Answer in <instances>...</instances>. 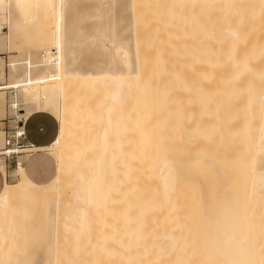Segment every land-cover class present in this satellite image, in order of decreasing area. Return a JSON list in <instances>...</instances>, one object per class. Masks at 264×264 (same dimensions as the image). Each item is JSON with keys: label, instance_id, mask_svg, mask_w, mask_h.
Here are the masks:
<instances>
[{"label": "bare ground", "instance_id": "1", "mask_svg": "<svg viewBox=\"0 0 264 264\" xmlns=\"http://www.w3.org/2000/svg\"><path fill=\"white\" fill-rule=\"evenodd\" d=\"M14 1H15V3L16 2L20 3L19 1H22V0H14ZM23 1H25V0H23ZM44 1H46L45 4L51 3V2L53 3V0H43V2ZM55 1H57L58 5L60 7V8H58V5H57V9H59V13H58V11H56L58 14L55 15L57 17V19L55 18L57 21V25L56 24L55 25L58 27V29H57V27H55L56 29L54 27H52L51 25H53V24H51V25L48 24V26L51 27V30L55 29V30H57V31L54 30L55 32L58 33V31H59L60 32L59 34L63 35L62 28H61L62 27V21L64 19L62 7L65 5V1L64 0H55ZM81 1L82 2L84 1L86 3L85 0H80V2ZM115 1L117 3V5L114 4L115 7L121 5V9L119 10V11H121V14H117V15H119L118 21H120V20H121V22L124 20L127 21V22H125V24L119 23V24H123L120 28V31L122 32L123 36L126 35V37H127V39L124 43L122 41V47H121L122 51L119 52L120 55H118V53H117V55H118L117 60L119 63V69H121V71H122L120 76L119 75L110 76L108 80H107V78H106V80L94 79L93 81H90V82L86 81L83 78L79 79V77H77L76 80L73 79L75 81L71 82V80H70L71 76L69 77L67 72L63 71V69L66 66H64L61 62V55H60L61 51H59L58 52L59 54L57 53L58 58L56 57V59L54 61L53 60H47L45 63L46 67H51V66L54 67L55 66L54 67L55 72H56L55 75L44 77V78H39V79H34V80H27L21 84H19V83L14 84L16 86L12 85L14 87H20V86H24V85L25 86L26 85H29V86L35 85L36 87H38L37 88L38 91H40L41 88L39 89V87H42L41 85L44 84L43 86H45L44 88L47 89L46 91L48 93H54V92L59 93L60 91H62L64 96H65V94H67V95L69 94L68 90L72 86V83H73L72 92H74L75 90L76 91L72 94L75 95V97L73 96V98H74V100L76 98L77 103L75 106L76 108H74V110L73 109H71V110L73 113L75 111V113L74 114L72 113L73 116L71 117V115H70L71 111L69 108L70 106H68L71 98L70 99H69V97L64 98L62 95L64 100L62 98L61 119H60V121H58V122H60V133L58 134V136H59L58 139L54 143H52V145L49 147L50 149H49L48 153L56 155L57 159L60 158L59 159L60 166H58L59 168L57 169L58 174H60V176H61V168H63L64 165H70V167L73 169V172H76V175H81L82 170H84L83 171L85 173L84 175L89 174L94 179V181H98V184L99 185L101 184V192L103 194L104 202L108 206L111 203V201H113L116 198V196L120 193V191H121L120 195L122 194L121 195L122 196L121 197V201H122V215L121 216H122V218L120 221L121 222L120 229L117 230L115 228L114 232L112 233V237L108 236V238L105 239V242H103L104 243L103 247L101 248V250H99L98 246L95 244V242H97L96 237H97L98 231L96 228H94V229L91 228L92 229L90 231L91 233L90 234L88 233L86 238H82L78 241V245L76 246L75 253L73 254V256H70L69 258H67V260L63 264H264V245H263L264 241L262 239V237H264V235L262 234V232H263L262 230H264V229H262V228H264V227H261V225L262 226L264 225L263 224L264 220L261 221L260 220L261 217L259 216L260 212L264 213V212H262L264 210V208L258 209V211L262 210L259 212V214L256 211L257 210L256 208L260 207L259 206L260 204H258V203H261L264 205L263 199H262V202L260 201L262 197L261 198L258 197V198H260L259 200L255 199L258 207L255 205V202H253L254 206L256 207L254 209H256L255 211L257 212L258 217L260 219L256 218V216L254 218L256 219L257 223H260L257 225H259L261 227V228L260 227L257 228L258 227L257 226L255 229H258V230L262 229L260 232H257V230H254L253 228L249 229L251 226L252 227L256 226V225H254V224H256V222L253 223L255 221L254 219H253L254 221L251 220L252 224L250 226L251 222H249V221L252 218V215L250 213L247 216H246V214L244 215L245 219L240 217L243 221L246 219L248 220L247 222H249L248 223L250 226L249 228L247 227V225H248L247 222H246V224H247L246 226L244 224H241V226H243V229H244V227L247 228V229H244L247 231L242 232V230H241L242 227L240 226V223H243V221L241 222V219H239L240 222H238L239 224L236 222L237 223L236 226L238 225L239 227H241L240 230L237 227H236L237 229H234L235 226L231 225V226H234L233 230L230 231V229H229V231L227 230L226 232H224L223 227L228 226V224H227L228 220L230 221V219L234 218L232 216V214L234 212H232L230 210H233L235 208V205H234L235 203L233 202V204L229 205L228 203L233 201V199L232 200L229 199L231 201L227 200V202H226L227 204L224 203V201L222 204H220V201H219V199H220L219 193L220 192H218V190L221 189V187H220L222 185L221 182L224 181L225 178H228L229 176L230 177L236 176L235 174H232V173L237 171V168L233 172H232V170H231V172L228 171L229 173L232 174V176H231V174H229V176H228V173L225 170V168L221 169V166L220 167L218 166L222 170L221 171L219 169L220 172L223 173V175L226 174L225 178L222 177L221 178L222 181H220V177L216 176V174H214V172L210 169L211 167H209L208 165L206 166L204 163V160H205L204 156L205 155H203V154L204 153L206 154V152H207V156H208L211 150H213L212 151V153H213L214 152L213 147H212V149L209 147L210 148V149H208L209 151L206 150V152L204 151L205 147L202 148L201 146H200V148H202V149L198 148V150H197V148H194L192 146L195 149V151H193V152H191L190 150H187L186 148H185V150L182 149V150H184L183 152L186 153L185 154L186 157L182 153H180V151H182L181 149L179 151L178 149L175 148L176 151H174V150L170 151V148H171L170 139L173 141L174 138H177V139H175L177 141L179 139V142L183 141V145L184 144L186 145L188 143H190L189 145H192L191 142H193V145H194V143H196V146L198 145L197 141L200 140L201 137L203 138V133H204L203 128H204V126H206L205 124L203 126V123H201L202 121H200V120H203V122L204 121L206 122V120L203 119L204 115H201V113H202L201 111H203V110H206L207 112H208V110L210 111V109H209L210 106L207 104H210L209 101L211 102L210 99L213 100V97H215L216 92L221 91V93H217V94L222 96L221 98L225 99V101L231 100L230 98L232 96L235 97L237 102H238V106H240L239 101L242 99H239V96L242 94L239 93L240 95H238V92H239L238 90L244 89L240 86H242L243 84H246V83L247 84L249 83V85L253 84L252 86H254V84L256 83V81L254 80V74L255 73H253L251 70H249L248 67L251 66L252 60L254 59L253 54L255 56L257 54V56H258L261 51H264V38H263L264 33H262V32H264V30H263L264 29V22L261 26H257V27H260L259 29H261L263 27V29L260 31L261 32L260 35H262V36H260V39L261 38L262 39L261 40L259 39L258 43H256L254 41L256 45H254V42H253V45H252V43L250 44V42L247 40H248V37H250L248 35L249 34L251 35L252 31H256V30H252L254 23L252 21L253 17L251 16L252 13L250 15V11L252 9L255 10L256 8H258L260 10V13L262 14L260 17L261 19L260 18L259 19H260V21H264V18H263L264 17V0H250L249 2H248V0H239L238 2L235 1L237 3V5L239 4L240 6L238 5L239 6L237 9L238 13H235V12H232V14L229 13L230 15H228L227 20L232 19V21L229 20L228 24H225L226 22L221 23V22H223V21H221L219 23V26H218V23L215 24L216 26L213 24L215 27L223 26L225 32H224V36H222L223 35L222 28L223 27L222 28L220 27L218 29H220L219 32L222 31L221 32L222 34H219V32L213 31V32H210L211 35H213L212 33H214V34L216 33V35H214V36H216V37L218 36V38H219V36H221L220 39H223L226 35H228V37L226 36V38H229V39L230 38L233 39L234 37H237V39L232 40V42H231V40L229 41L230 43H228V46H230V44H231V48H229L230 50H228V51H231V52L227 53V54H225V52L221 53V52H223V49L226 48V46L224 47V45L221 44L219 41L217 43H219L220 45L219 44L216 45V43L213 42L214 40L212 41V39H211L212 37H209L210 39L207 38L208 36H211L208 33L209 31H206V33H208V36H206V34L204 33L205 32L204 30H206L207 27L211 28L210 27L211 25L206 26L205 23H202V24H204L203 27L205 28V26H206V28L203 29V31L201 30V32H203V33L199 34V33H197L198 31L200 32V30L197 29V28H199V26H196L197 21L193 25V22H195V21L189 22L188 21L189 17L187 18V21H186V19H185L186 16H182L183 17L182 18V17H180L181 15H179L177 13V12H181V10L184 11V9H186L185 6L189 2L188 0H114V2H113V0H111V1L110 0L109 1L108 0H90V2L88 3V1H87V3L91 7V10H93V12L95 14H97L98 11L95 12V10L97 8L98 9L100 7L102 8V6L105 7L104 6L105 3L108 4L110 2H111L110 5L113 6L112 3H115ZM66 2H67V0H66ZM233 2L234 1H232V4L234 6V4H236V3L235 2L233 3ZM213 3H215L214 5H216L217 2H214V0H213ZM242 3H244V4L241 6ZM247 3L249 4V7H248ZM5 4L6 3L4 2V0H0V9L1 10L2 9L4 10ZM47 5L49 8L50 5L49 4H47ZM61 5H63V6L61 7ZM217 5H219V2L217 3ZM245 5L247 6L246 9H245ZM254 6H255V8H254ZM155 7L157 9H155ZM219 7H220V5H219ZM231 7H232V5H231ZM235 7H237V6L235 5ZM250 7H251V9H250ZM107 8H108V6H107ZM47 9H46V13H47L46 16L50 17L49 12L51 14V11H49L50 9L49 10H47ZM112 9H114V8L112 7ZM187 9L185 11H187ZM156 10H158L159 14H156V13L154 14V12H156ZM47 11H49V12H47ZM100 11H101V9H100ZM100 11L98 12L99 13L98 15H100ZM112 11H114V10H112ZM246 11H248V12L245 13ZM255 11H257V10H255ZM216 12H217V10H215V15H213V14L212 15L216 16V20H219L221 17L220 16L221 14L219 12V15H218V13H216ZM228 12H231V11H228ZM113 13L114 12H109V9H108L107 12H104V14L102 16H100L101 18L97 15L96 19H100L101 21L104 20V23H106L105 25L108 26V24H110L109 27L111 28V23L113 22V19L115 18L113 16ZM211 13H212V11H211ZM233 14H234V16L232 17L231 15H233ZM217 15H218V17H217ZM213 16L208 17V18H210V20L208 19L209 20L208 23H210L211 17L213 18ZM259 16H260V14H259ZM254 18H255V16H254ZM47 19H48L47 21H49V18H47ZM201 19H202V16H201ZM50 20H51V18H50ZM110 20H111V23L107 24V21H110ZM53 21H55V20H53ZM203 22H205V19ZM104 23L103 24L101 23V24L104 25ZM198 23L200 24V22H198ZM250 23L253 25H251ZM223 24H225V25H223ZM105 25H104V27L106 28ZM113 25L114 26L117 25L116 21H114ZM191 26H193V27L191 28ZM50 27H47V28L49 29ZM194 27H195V29H194ZM47 28H46V32H48ZM259 29H257V30L259 31ZM107 30H109V29H107V28L104 29V32H107ZM193 30H195V31H193ZM207 30H209V29H207ZM54 31H53V33H55ZM111 31H114V27H113V29L111 28L110 33L111 34L115 33L116 27H115V32H111ZM120 31H119V34H120ZM215 31H217V29ZM46 32H45V34H46ZM61 32H62V34H61ZM108 33H109V31L107 32V34ZM48 34H49V32L47 33V35ZM51 34L52 33H50V35ZM116 34L118 36V33H116ZM116 34H112L113 35V36L111 35L112 38L114 36L117 37ZM197 34H198V36H197ZM47 35H45V37H49ZM60 35H59V37H57V38H59V40L61 37H63V36L60 37ZM105 35H106V33H105ZM108 35L110 36V34H108ZM203 35H204V37H203ZM123 36H122V39H123ZM109 38L111 40V37H109ZM190 38H192V40H195V39L196 40L192 43V40ZM206 38L209 39L210 41H208ZM252 38H254V36ZM49 40L50 41L52 40L51 37ZM189 40L191 41L190 44H189ZM236 40H238V43L236 42ZM60 41H62V40H60ZM114 41H116V38ZM199 41H200V44H199ZM201 41H203V43H201ZM204 41H206L207 43L211 42V41L213 42V48H212L213 50L212 49L210 50V47H212V45L210 43H209L210 45L208 44L209 45V47H208L209 50L207 52L208 54L207 53L205 54V48H203L204 52L202 51V46L203 45L206 46V42H204ZM195 42H196V44H194ZM223 42H224V40H223ZM235 42L237 44L234 46L233 44H235ZM57 43H60V42L57 41ZM214 44L216 45V51H215V47H214L215 45ZM60 45H61V43H60ZM192 45H194L193 48L191 47ZM195 45H197V48L195 47ZM200 46H201V48H200ZM217 46H219V47H217ZM56 47H58V46L56 45ZM59 47H61V46H59ZM198 48H199V50H198ZM208 48H206V49H208ZM60 49L61 48H59L58 50H60ZM192 49L195 52H193ZM220 49H221V51H220ZM200 50H201V52H200ZM117 51L118 50L114 51L115 54ZM255 51L257 52L256 54L253 53ZM202 52L204 54H202ZM220 53L224 54V55H220ZM49 54H50V52H49ZM193 54H194V56H193ZM261 54H262V52H261ZM254 61L256 62L255 59H254ZM262 62L264 63V59ZM256 63H258V62H256ZM262 64H259L258 66H256L257 64H255V67H258L257 72L259 71V69L260 70L262 69V66H261ZM259 66H261V67H259ZM262 72H264V71H262ZM258 73H260V72H258ZM258 73H256V74L258 75ZM108 75H113V74L110 73ZM246 76H247V78H245ZM260 76H261L260 79H262V76H264V74L262 73V75H260ZM244 79H249V80H244ZM258 79H259V77H258ZM263 81H264V79H263ZM74 84H75V86H74ZM214 85H216V86H214ZM85 86H88V87L86 88ZM258 87H259V85H258ZM258 87L256 86L254 91H256V89H258V91H256V92L262 93V91H264V88L262 89V86L260 88H258ZM9 88L14 89L13 87H6L5 86V87H0V91L5 90V89H9ZM74 88H75V90H74ZM259 89H261V91H259ZM199 90H204V91H199ZM210 90H213V91H210ZM246 90L249 91V88H247ZM251 90H253V89H251ZM163 91H166V92L168 91L169 93L164 94L166 92L162 93ZM183 91H188V92L191 91V93L195 91V93H196L195 97H198V94L201 93V95L203 94V99L205 98L206 94H208L209 96L208 95L206 96V98L208 97L206 100H208L210 97L211 98L209 99L208 102L205 100V105H204L205 109L202 110V108H201L200 109L201 111L198 110V106L201 107L202 101H200V98H199V101L196 98V100L198 102H200V104L197 106V110L195 109L194 113L199 112V114L198 113L193 114V113H191L192 108L193 107L196 108L195 107L196 105L193 107H189V108H191V110L189 109L190 112H187L188 111L187 108H186L187 111L185 110V105H184V107H183V105H181V101L179 99L181 97H178V96H180V95L183 96L184 100L186 102L183 100V98H181L183 101L182 104H184V102L186 104L189 100L187 101V99H185V98H189V96L191 94V93L184 94ZM197 91L199 93H197ZM214 91H216V92H214ZM159 92H161V94ZM181 92H183V94H181ZM235 92H237V94ZM256 92H255V95H254L253 91H251L250 94L253 93L252 95L255 98H260L261 96L258 97V94ZM195 93H193V95H195ZM213 93H215V94H213ZM39 94H40V92H39ZM176 94H178L176 98L179 101L175 99L176 100L175 102H177V104L180 102V104H179V106L181 105L180 111L173 108V106H176V104L173 105L171 108L170 102H169V107L171 109H174V110H170V108H168V107H166L165 109L160 108L163 106H159L160 109H158V108L156 110L153 109L155 112L153 110H150V108L152 109V106H150V105L156 104V106H157L158 104L161 103L159 100L164 98V96H165L164 99H166L168 101V99L170 100L173 97L167 98L166 96H168V95L172 96L173 95L175 97ZM217 94H216V96H217ZM201 95H199V96H201ZM236 95L238 96L239 101H238ZM263 95H264V92H263ZM253 96H252V98H253ZM70 97H72V95ZM262 97L263 98H261V100L264 99V96H262ZM140 98H143V99L146 98L147 100L149 99L148 101H146L148 104L150 103L149 101H151L150 99H153L151 102L152 104L149 105V108L147 106L148 104L146 105V102H145L146 99L144 101L140 100L141 102H138L139 101L138 99H140ZM216 98H218V96ZM235 98H233V102L230 101L231 105H232V103L234 104V102H235V105L237 104ZM255 98H254L253 104L258 103L260 100V99L259 100L256 99V102H255ZM67 99H69V100L67 101ZM164 99L160 105L164 104L165 106H168L165 103L167 101H164ZM190 99H195V98H190ZM74 100H71V102H73ZM215 100L217 101V99H215ZM171 101L173 102V100H171ZM192 101H194V100H192ZM197 101H195V103H198ZM218 101H220V99ZM222 101H223L222 104H224V106L227 105V104H225L227 102H224V100H222ZM79 102L82 104H80ZM203 102H204V100H203ZM206 102H207V104H206ZM214 103L216 104V106L220 104V103L218 104V102L217 103L212 102L213 106L211 107V111L214 108H216V106H214ZM172 104H174V103H172ZM259 104L262 105V102H260ZM259 104H257V105H258L259 109H261ZM74 105H75V102H74ZM187 105H186V107H187ZM190 105H188V106H190ZM255 105H253V107ZM257 105L255 108L250 107L253 109V110H251V112L252 111L254 112V110H255V114H256V111L258 113ZM146 106H147V108H145ZM156 106H155V108H156ZM204 106L202 105L203 108H204ZM233 106H229L228 108L225 106L224 109L231 110L233 108ZM238 106H236V109L234 106L235 111H230V113L234 112V113H232V115L234 114L233 119L235 120V122H233V123L237 122L236 121L237 118H235L234 116L236 115L235 112L238 111L237 110L239 108ZM49 107L51 108V106H49ZM134 107H135V109H134ZM50 108H49V111H50ZM177 108H179V107H177ZM145 109H147V110H145ZM148 109L152 112H150ZM226 110H224V111H226ZM44 111H47V110L44 109ZM49 111H47V112H49ZM181 111H182V113H181ZM217 111H218V113L220 112L219 110H217ZM183 112L188 113V114L191 113V115L188 116L186 114L187 116H185V113L183 114ZM203 113H205V112L203 111ZM118 114L120 117L121 116L122 117L119 118ZM207 114H209V113H207ZM222 114H223V112H222ZM222 114H219V115H222ZM225 114H227V112ZM238 114L239 113H237V115ZM199 115H201L202 117ZM258 115H259V113H258ZM253 116L255 117V115H252L251 119H249V121L252 120L251 122H254ZM58 117H60V116H58ZM132 117H133V120H134V118H135V120L138 119L137 122L139 124L136 123L135 120L133 121ZM216 117H217L216 121H218V116H216ZM236 117L239 118V115ZM118 118L120 120L122 119V122H121L122 125L120 123V120L117 121ZM205 118H207V116ZM222 118H223V116H222ZM224 118L227 119V117H225V115H224ZM255 118L257 119L258 116ZM105 119H106V122H105ZM212 119L213 118H211L210 121L215 123L216 121H212ZM233 119H231V123H232ZM150 120L152 122V125L148 122ZM198 120H199V123H197V125L195 126V123L198 122ZM219 121H222V120L219 119ZM129 122H131L133 124L135 123L136 125L137 124L138 125L134 126L133 124H131ZM146 122L149 123V126H143V123L145 124ZM207 123H208V119H207ZM227 123H230V121H227ZM227 123L226 124L224 123V124L226 125L227 130H229L228 131L230 134V136H228V138H229V137H231V135H233L234 131L237 130L238 122H237V126L234 128L236 130H234V131L232 130L233 131L232 134L230 133V131H231L230 129L232 127H231V125H229L231 128L228 129L229 126H227L228 125ZM130 124H131V126H130ZM216 124H218V123H216ZM252 124H248V125H252ZM117 125H119V127H118V129L120 128L119 130L117 129ZM213 125H214L213 127L215 129L216 125L215 124H213ZM223 125H221V126H223ZM217 126H218L217 127L218 132H219V127H221V126H219V124ZM206 127L208 128V125ZM248 127H250V126H248ZM223 128L224 127H222V129ZM222 129L220 131L221 132L223 131L224 133H221L223 136L222 135H220V136L222 137L221 142H224L223 139H225V138H223V137L225 136L224 134H226L227 132H226L225 128H224L225 131ZM120 130H121V132H120ZM250 130H251V134H252L253 131L251 128H250ZM240 131L241 130L238 129L236 132L241 133L242 131L241 132ZM208 132H209V130H208ZM206 134H204V135H206ZM219 134H220V132H219ZM242 134H244V132L241 133V136L243 137V138L241 137V141L244 142L242 139H245V138H244V135H242ZM76 135H80L79 138H77V139H79V141L75 140L74 136H76ZM238 135L240 136V134H237V137H238ZM117 136L120 137V138L118 137L119 140L116 139ZM218 136H216L217 139H219ZM252 136H253V134H252ZM76 137H78V136H76ZM232 137L234 138L235 136H232ZM212 138H214V137H212ZM228 138H227V140H228ZM236 138L232 139V140L234 141V140H236ZM204 139H205V137H204ZM204 139L201 140L203 143L210 141V140L203 141ZM116 140H117V142H116ZM228 141H226V139H225V142H227V144H228ZM239 141L237 140L236 144H238ZM215 142L216 143L214 144V146L217 145L216 139H215ZM116 143H118V145H116ZM205 143L203 145H205ZM213 143L214 142H212V144ZM233 143H234V145H236L235 142H233ZM233 143H230V144L232 145ZM183 145L181 143V146H183ZM218 145H219V143H218ZM220 145H221V143H220ZM239 145H240V143H239ZM116 146H118V151H117ZM175 146L176 145L174 144V147ZM181 146H178V147L181 148ZM184 146H183V148H184ZM208 146H211V145L208 144ZM227 146H224V147H227ZM230 146H229V148H230ZM241 146H243V145H241ZM186 147H187V145H186ZM189 147H191V146H189ZM173 148H171V149H173ZM236 148L238 149L240 147H236ZM243 148L241 147L237 151V154H240V153L243 154V152L246 151V148H244L245 149L244 151H243ZM226 149H222V150H226ZM233 150H231V151L233 152ZM240 150H241V152H240ZM173 151L175 152V154L177 151L181 154V155L176 154L178 157L181 156V158H179L181 160H183L182 157L183 158L185 157L187 159L188 158L187 156L192 155V154L188 155L187 152L188 153H194L195 152L194 154L196 155L197 151H201V152H198V154L200 155V153H202V156L204 157V158H202L201 156L200 157L196 156L194 159L195 155L193 154L192 163L190 161L192 159V156H191V159L189 160V162L185 158L182 161L183 163L181 162V160H178L179 161L178 164H180V162H181L182 167H183V164H185L186 162L190 163L185 168L183 167L182 174L186 175V179H187V181L188 180L190 181L189 182L190 184H194V185L197 184L196 186H198V188L200 189L199 191H201L200 194H201L202 198H200L201 199L200 200V203H201L200 206L201 205L202 206H201V209H200V207L199 208L197 207L198 208L197 211H199V209H200V211L202 212V215H201V213H198V214L194 213V212H196L197 208L195 209V211H193L194 214H196V215L200 214V216L202 217L201 219H199L200 222L197 221L199 224L204 222V220H206L205 222H208L207 224L204 222L206 224V227H205V225H203L204 223H202V227H200V229L204 228V230L202 229L203 232L201 230V233H200V231H199V233L194 232L196 228L195 229L193 228L194 231L191 229L190 226H192L194 223L193 219H191V220L188 219V221L190 220V222L191 221L193 222V223H191V225L189 223H188L189 225H187V224L185 225V223L182 220V216L184 214L185 215L183 216V218L185 216H187L186 215L187 212L184 214H182V212H181V210L186 209V208H184L186 206V204L184 202H181V201H184L182 194H181V196H182L181 201H180L181 197L178 194V193H180L178 191V189L179 190L181 189V188H178V187H180V185H179L180 180H178L179 182L178 181L176 182L175 180L177 179L176 177L179 175L177 172H178L180 167L177 169V171L174 170V168L176 167V165L174 166V164H175L174 158H176L175 159L176 162H177L178 158L175 155L173 158V154H174ZM235 151H236V149H235ZM117 152H118L119 156L121 157V159L119 158L121 160L120 183H118L116 181L115 185L112 186V184H111L112 183V177H111V170L109 167V163H110V159L114 155H116ZM234 154H236V152ZM247 154H248V152H247ZM238 156L239 155H237L236 157H238ZM242 156H244V155H242ZM242 156H241V159L239 156L240 161L242 160L241 162H239V164H241V165H243V163H244ZM221 157H222V155H221ZM236 157L234 156L233 158H236ZM218 158H220V157H218ZM218 158H216V159H218ZM223 158H225V157H223ZM245 158H246V156H245ZM225 160H227V158ZM236 160H237V158H236ZM54 161H56V160H54ZM184 161H185V163H184ZM220 161H219V163H220ZM232 162H233V160H232ZM41 163H43V161L41 159H35L32 161L31 164L34 166H37ZM228 165H230V164L228 163ZM241 167L242 166H240V169L244 170V168H241ZM17 168H19V170L21 169L20 166H18ZM172 168H173V171H171ZM227 169H230V168L228 167ZM219 170L217 171V169H216L215 171H217L219 173ZM171 172L175 173V175L176 174H178V175L176 177H174V175ZM242 173L243 172H241V174L238 176L239 178H237V181L242 180V181H240V184L243 182V179L245 176L244 175L245 172L243 174ZM241 175H242V178L240 179ZM60 176L58 175L57 179H59ZM80 177H83V175ZM234 178H233V180H234ZM172 179H174L173 180L174 183L172 182ZM226 180H225V184H226ZM244 180H246V179H244ZM227 181H230V179ZM175 182L179 185L177 187V189L175 186H172L173 184L177 186V184H175ZM235 183H233V184L237 186L238 183L237 184H235ZM225 184H223V187H224L223 192H226L227 190H229L228 188L232 187V185L229 187L230 182L227 183V184H229L228 186ZM22 185H23V179H21V182L12 186L11 189H9L8 185H6V183H5L3 168L0 167V194L4 198L8 199L10 196H12V195L18 193L19 191L23 190ZM225 186L228 187L227 190H226ZM238 186H237V188H238ZM244 186H246V185L244 184ZM173 187H174V189H173ZM238 189H242V188L239 187ZM238 189H237V192H238ZM246 189L247 188H245L244 190H246ZM249 189H250V186H249L248 190ZM173 190L177 191L176 194H178L180 198L175 194V192ZM182 190L183 189H181V191ZM239 192L237 194H239ZM234 194H235V192H234ZM234 194H232L233 196H230V197H234ZM245 194H246V196H249L248 191H247V193L245 192ZM229 195H230V193H229ZM225 197H226V194H225ZM235 197L236 198H234L235 199L234 201L237 202L236 199H238L240 196H238V198H237V196L235 194ZM243 197H244V195H243ZM226 198H229V196ZM226 198H224V199H226ZM245 198H247V197H245ZM241 199H239L240 202L243 201ZM3 200H5V199H3ZM245 202L247 203V199H245ZM183 203L185 206L183 205ZM241 204L243 205L245 203H241ZM182 205L184 206L183 207L184 209L182 208ZM222 205H223V207H222ZM242 205L237 203L236 207L238 206V208H239V207H242ZM263 205L261 207H263ZM231 206L232 207L234 206V208H232ZM226 207H228V208H226ZM230 207L232 209H230ZM246 207L244 205V207H242V208L246 209ZM226 209L227 210L229 209L228 211L231 212L229 214L230 217H229V215H227L230 218V219L228 218V220H227V216H225V214H227L229 212L226 211ZM240 209L241 208H239V210ZM249 209H250V207H249ZM186 210H188V209H186ZM239 210H238V212H239ZM224 211H225V213H224ZM242 211H244V210L242 209ZM241 212H240V215L244 214ZM251 213L254 214L255 212H251ZM83 214H85V213H83ZM233 215L236 216L237 214L235 213ZM239 216H236L233 220L236 219V221H237ZM248 216H251V217L249 218ZM85 217H86L85 215H82V217H81L82 223H83V220L85 219ZM110 217H111L110 210H109V208H106L105 213H104V218H105V221L108 225H109ZM262 218L264 219V217H262ZM196 219H198V218H196ZM257 219H258V221H257ZM201 220H202V222H201ZM231 222H232V220L230 221V223ZM261 222H263V223H261ZM84 223H85V221H84ZM230 223H229V225H230ZM233 223L235 224V221ZM233 223H231V224H233ZM195 224L193 227H195ZM210 224L211 225L213 224V225L211 226ZM198 226H200V225H198ZM210 226L213 227V229L211 228V230H213L212 231L213 234H217L218 236L212 234L211 230L208 228ZM216 227H220V228L222 227V229L220 230L218 228V230H219L218 231ZM205 228L206 229L208 228L207 229L208 231L210 230L208 232V234L204 232V231H206ZM215 228H216V231H214ZM197 230H199V229H197ZM209 234L211 235V237ZM258 234H259V236H258ZM214 236H216L215 237L216 239H214ZM206 237H208V240L211 238L209 240V242L206 239ZM260 237H261L262 246L260 243V239H259V242L257 241V238H260ZM111 238L114 239L113 240L114 244H113L112 250H111V245H110ZM205 242H207V244L209 243L210 247L204 246V244L206 245ZM217 242L218 243L223 242L224 246L220 247V248H215V247H218ZM213 243L215 245L216 244L217 245L216 246L214 245L215 247L211 248V244H213ZM258 243L260 244L261 247H259ZM209 244H208V246H209ZM212 247H213V245H212ZM110 260L112 262H110Z\"/></svg>", "mask_w": 264, "mask_h": 264}, {"label": "rangeland", "instance_id": "2", "mask_svg": "<svg viewBox=\"0 0 264 264\" xmlns=\"http://www.w3.org/2000/svg\"><path fill=\"white\" fill-rule=\"evenodd\" d=\"M64 1H65V5L64 4H63L64 6L61 5V7L63 6L62 9H63V14H64L63 15L64 19L62 21V27H61L63 35H60L59 31H58V33L55 32V31H57V30H55L56 29L55 27H57L56 26L57 25V21H56L57 17L55 15H57L59 13V9H57L58 3L55 0H53L54 4L52 2H51L52 4L47 3L49 5L51 4L49 8H48V5L45 4L46 1L43 2V0H25V1L22 0V1H19L20 3H17V2L15 3L14 0H4V2L6 3L5 8H4V10L0 9V87L6 86V87H13L14 88V90H12V91H14L16 93V101H17L18 106H19L18 108L21 110L20 114L22 115L19 118H21L23 120L33 113L44 112V113H48V114L52 115L57 120V122L60 121V119H61V107H62L61 103H62L63 97L64 98L69 97V99L71 98L70 103L68 102L69 103L68 106H70L69 108L71 111V114L70 113L69 114L71 115V117L73 116L72 115L73 112L71 109L74 110V108H76L75 106L77 103L76 98H75V100L73 98V96L75 97V95L72 94L76 91L74 88L75 91L72 92L73 83L71 86L72 88L70 87L68 90L69 94L68 95L65 94V96H64L62 91H60L59 93L58 92L48 93L46 91L47 89L44 88L45 86H43L44 84L41 85L42 87H39V89L41 88L40 91H38V89H37L38 87H36L35 85H32V86H29V85L25 86L24 85V86H20V87H14V86H16L14 84H18V83L21 84L27 80H34V79H39V78H44V77L55 75L56 74L55 68H54L55 66L54 67L53 66L46 67L45 63L47 60H53L54 61L56 59V57L58 58L57 55L59 54L58 53L59 51H61V53H60L61 62L64 66H66L63 69V71L67 72L69 77L71 76L70 77L71 82L75 81L77 77H79V79L83 78L88 82L93 81L94 79L106 80V78H107V80H108L110 76H117V75L120 76V74L122 72L121 69H119V63H118L117 57H118V55H120L119 52L122 51V49H121L122 41L124 43L127 39L125 34H124L125 36H123L122 32L120 31V28L127 21L126 20H124L122 22H121V20L118 21L119 15H117V14H121V11H119L121 9V5L115 7V5H117L116 1H115V3H112L113 6L110 5L111 2L110 3L107 2L108 4L105 3V5H104L105 7H103L102 6L103 4H102L101 5L102 8L99 6L100 8L99 9L97 8L98 10L97 9L95 10V12L96 11L99 12L101 9L100 15H98L99 14L98 12H97V14H95L93 12V10H91V7L88 4L90 2V0H85L86 3L84 1L80 2V0L79 1L78 0H67V2H66V0H64ZM87 1H88V3H87ZM188 1L189 2L185 6L186 9L188 8L187 11H185L186 9L183 8L184 11L181 10V12H177V13L179 15H181L180 17L186 16V18H185L186 21H187L188 17H189L188 18L189 22L195 21V22H193V25H194V23H196V21H197V23L200 22L201 25L199 23L198 24L196 23V26H199V28L196 27L198 30H200V32L197 30L198 31L197 33H199V34L203 33V32H201V30L203 31V29H205L207 25L208 26L211 25L210 26L211 28L207 27V29H209V30H207V29L204 30L205 31L204 33L206 34V36H208V33L210 34V32H213V31L219 32L220 29H218V28H220V27L222 28L223 26L215 27L216 26L215 24L218 23V26H219V23L221 21H223L221 23L226 22L225 24H228V21L230 20V19L227 20L228 15H230L229 13H231V14H232V12L238 13L237 9L240 6L239 4H238L239 5L238 6L236 3L239 0H214V2H217V3L219 2L220 7H219V5H217V3H216V5H214L215 3H213V0H188ZM232 1H234V2L236 1L235 2L236 4H234V6L232 4ZM249 1L250 0H248V2ZM113 2H114V0H113ZM243 4L244 3H242L241 6ZM231 5H232V7H231ZM235 5L237 7H235ZM107 6H108V8H107ZM112 7L114 9H112ZM248 7H249V4H248ZM58 8H60L59 5H58ZM246 8H247V6L245 5V9ZM254 8H255V6H254ZM46 9L47 10L50 9L49 11H51V14L49 11H47V12H49L50 17L46 16V14H47ZM108 9H109V12H114L113 16L115 17L114 18L115 20L113 19L112 23L114 24V21H116V23H117V25L114 26L111 23V20L107 21V24L111 23L112 29L114 27V31H111V32H115V27H116V32L112 33V34L118 33V36L116 34L117 37L114 36L113 38H112L113 35L110 33V30H111V28L109 27L110 24H108V26H107V25H105L106 23H104V20L101 21L100 19H96L97 15L99 17L102 16L104 14V12L108 11ZM155 9H157V8L155 7ZM250 9H251V7H250ZM112 10H114V11H112ZM215 10H217L216 13H218V15H219V12L221 14L220 19L218 18L220 21L216 20V16H213V15H215ZM255 10H257V11H255ZM255 10L252 9L250 11V15L252 13L251 16L253 17L252 21L254 23L252 30H256V31H252L250 29L252 31V33L250 32L251 35L250 34L248 35L250 37H248V40H247L250 42V44L252 43V45H253L254 41L256 43L259 42L260 36H262V35H260V33H261L260 31L263 29V27L261 29H259L260 27H257V26H261L264 22V21H260V19H261L260 17L262 15L260 13V10L258 8H256ZM56 11H58V13ZM211 11H212V13H211ZM228 11H231V12H228ZM247 12L248 11H246L245 13H247ZM155 13L159 14L158 10H156V12H154V14ZM259 14H260V16H259ZM218 15H217V17H218ZM201 16H202V19H201ZM209 16H213V18L211 17L210 23H208L210 20V18H208ZM231 16L233 17L234 14ZM254 16H255V18H254ZM46 17L49 18V21H47L48 19ZM50 18H51V20H50ZM204 19H205V22H203ZM53 20H55V21H53ZM230 21H232V19ZM100 22L102 24L104 23L106 28L109 29V30H107V32L109 31L108 34H110V36L107 34V32H104V29H106V28ZM119 23H123V24H119ZM202 23H205V25H206L205 28L203 27L204 24H202ZM48 24L49 25L53 24L51 26L55 28L54 29L55 31L53 29L51 30V27L48 26ZM225 24H223V25H225ZM251 25H253V24H251ZM213 26L217 29V31H215L216 29ZM47 27H50V28L48 29ZM192 27L193 26H191V28ZM46 28L48 29V32H49L48 35H47L48 32H46ZM57 29H58V27H57ZM194 29H195V27H194ZM257 29H259V31ZM53 31L55 33H53ZM119 31H120V34H119ZM193 31H195V30H193ZM206 31H209V32L206 33ZM222 31H221L223 33L222 36H224V32H225L224 27L222 28ZM45 32H46V34H45ZM62 32H61V34H62ZM221 32H219V34H222ZM50 33H52L51 34L52 36L50 35ZM105 33H106V35H105ZM262 33H264V32H262ZM212 34L213 35L210 34L211 36H208L207 38L212 37L211 39H212V41L214 40L213 42L216 43V45L219 44V43H217L219 41L221 44L224 45V47L226 46L225 49H223L221 47L223 49V52H221V53H224V52H225V54L230 53L231 51H228V50H230L229 48H231V44H230V46H228V43H230L229 42L230 40L232 42V40L237 39V37H234L233 39L232 38L229 39V38H226V36L228 37V35H226L223 39H220L221 36H219V38H218V36L217 37L214 36V35H216V33L215 34L212 33ZM45 35H47L49 37H45ZM59 35H60V37L63 36L60 38V40H62L63 42L60 41L59 38H57V37H59ZM122 36H123V39H122ZM197 36H198V34H197ZM253 36H254V38H252ZM50 37L52 39L51 41L49 40ZM109 37H111V40ZM203 37H204V35H203ZM115 38H116V41H114ZM190 39L192 40V38H190ZM209 39H207V40L210 41ZM195 40H192V43ZM223 40H224V42H223ZM57 41L60 42L61 45H60V43H57ZM206 41H204V42H206ZM190 42L191 41L189 40V44H190ZM211 42H208V43L206 42V46L205 45H203L204 47L202 46L203 52H204L203 48H205V54L208 52V50H209L208 47L210 44L212 45V47H210V50L213 48V42L212 43ZM236 42L238 43V40H236ZM236 42H235V44H233L234 46L237 44ZM255 42H254V45H256ZM201 43H203V41H201ZM194 44H196V42ZM199 44H200V41H199ZM56 45L58 47L61 46V47H59L61 49L58 50L59 48L56 47ZM197 45H195L196 48H197ZM216 45L214 46L215 51H216ZM193 46L194 45H192L191 47L193 48ZM217 47H219V46H217ZM200 48H201V46H200ZM206 48H208V49H206ZM115 50H118L116 52V54L114 52ZM198 50H199V48H198ZM192 51H193V49H192ZM220 51H221V49H220ZM49 52H50V54H49ZM193 52H195V51H193ZM200 52H201V50H200ZM203 52H202V54H204ZM261 52H262V54H261ZM261 52L258 55L259 57L257 56L256 51L253 52L256 54V56L253 54V58L258 63H256L253 59L251 66L248 68L253 73H255L254 74V80L256 81V83L254 84V86L258 87V85H259L258 88H260L262 86V89H263L264 88V85H263L264 84V81H263L264 76H262V79H260L261 78L260 75H262V73L264 74V72H262V71H264V68H263L264 63L262 62L264 59V51H261ZM117 53H118V55H117ZM221 53H220V55H224ZM193 56H194V54H193ZM255 64H257L256 66H258L259 64H262L261 65L262 69L261 70L259 69V71H258L260 73L257 72L258 67H255ZM261 66H259V67H261ZM110 73H112L113 75H108ZM256 73H258V75ZM258 77H259V79H258ZM245 78H247V76ZM73 79H75V80H73ZM249 79H244V80H249ZM12 85H14V86H12ZM252 85L251 84L249 85V83L243 84L240 87H242L244 89L238 90L239 92L237 91L238 95L242 94L239 96V99H242L240 101L238 99V96L236 95L240 106H238V102H237L236 98L233 96L230 98L231 100H229V101L228 100L225 101V99L221 98L222 96L217 94V93H221V91L220 92L214 91V92H216L218 98H216L217 97L216 94L213 93V94H215V97H213V100L210 99L211 97L209 98L211 100V102L209 101V99L206 100L208 98V97L206 98V96L208 94H206V96L204 95L205 98L203 99V94L201 95V93H199L198 91H197V93H199L198 97H195L196 96L195 91L192 93H191V91H189V92L183 91L184 94L191 93L190 94L191 97L189 96V98H185V99H187V101L189 100L186 104H185L186 101L184 100V97L181 95L178 96V97L183 98V100L185 101L184 104H182L183 101L181 98H179L181 101V105H183V107L185 105V110L187 111V109H188L187 112H190L189 109L191 110V108H189V107H193L196 105L195 106L196 108H194V107L192 108L191 113H193V114H197V113L199 114V112L194 113L195 109L197 110V106L200 104V102H198L199 98H200V101H202L201 107L198 106L199 111H201L200 110L201 108H202V110L205 109V106H204L205 100L207 102L209 101V103L211 105L207 104V102H206V104L210 106V108L207 106L210 109V111L208 110V112H207L206 110H203L205 113H203V111H201L202 113L200 112L201 115H204L203 119L206 120V122L205 121L203 122V120H200V121H202L201 123H203V126H204V124L206 126L208 125V128L206 126H204L203 138L201 137V139L197 141L198 147L196 146V143H194V145H195L194 146L193 142H191L192 145H189L190 143L186 144L187 147L189 148L188 149L185 144H184L185 146L183 145V141L182 142L180 141L182 143V145L184 146V148H183V146H181V143L179 142V139L177 141V140H175L177 138H174L173 141L170 139L171 148L174 147V144L176 146L173 149L170 148V151H172V150L176 151V149H178L180 151V149L185 150V148H186L187 150H190L191 152H193V151H195L194 148H197V150H198V148H200V146H201L202 148L205 147L204 151L206 152V150L209 151L208 149H210V148L212 149V147H213L214 148L213 153H212L213 150H211L210 153L208 152L209 153L208 156H207V152H206V154L205 153L203 154V155H205L204 156L205 158L202 156V153H200V155L198 154V152H201V151H197L196 155L194 154L195 152L194 153H188L187 152L188 155L192 154V155L187 156L189 159L185 158L186 153L183 152L184 150L180 151V153H182L185 156L184 158L188 162L192 156V159L190 160L191 163L193 160V154L195 155L194 159L196 156H198V157L201 156L202 158H204L205 160L204 159L203 160H204L205 165L206 166L208 165L209 167H211L210 169L214 172V174H216V176L220 177V181H222L221 180L222 177L225 178V176H226V174L223 175V173L220 172L221 169L225 168V170L227 171L228 176H229V174H231V173H229L228 171L231 172V170H232V172H233L237 168L238 172L235 171L237 174L235 172L232 173V174H235L237 177L232 176V174H231V176L233 178L235 177L234 180L232 177L229 176L230 178L229 177L228 178L230 179V181H227L229 179L225 178V180L227 179L226 184H225V180L221 182L222 183V185L220 186L221 189H219L220 191L218 190V192H220L219 193V198H220L219 201H220V204H222L223 201H224V203H226L227 200L231 201L233 199V201H231L232 203L230 202L228 204L230 205V204H233V202H234L235 208L237 210L234 208V206L233 207L231 206L236 211L234 209H233L234 211L233 210H230V211L234 212L233 214L236 213L237 214L236 216H239L240 212L243 209L244 211H242L241 213H244V214H241L236 221V219L233 220L236 217L233 214H232V216L234 218H232V219L229 218L230 217L229 214L231 212L228 211L229 209L228 210L226 209V211L229 212V213L226 212L227 214H225V216L229 215V217L227 216V220L229 218L230 221L232 220L231 223H233L235 221V224L234 223L231 224L230 221L228 220L227 224L229 227L224 226L226 228L225 229L223 227L224 232H226L227 230L229 231V229H230V231L233 230L234 226H235L234 229L239 228V230H240V228L242 227V229H241L242 232L247 231V230H244L247 228L244 227V229H243V226H241V224H244L246 226L253 219L255 220V221L253 220L254 221L253 223H255L256 219L254 217L256 216V218H259L258 214L260 211H262V210L258 211V209L264 208V205L261 203H258V204H260L259 205L260 207H258L257 203L255 201V199L259 200L261 197L262 198L260 201L262 202V199L264 201V198H263L264 197V99L261 100V98H263L262 96H264L263 95L264 91H262V93L259 92L260 93L259 94L258 92H256V91H258V89H256V91H254L255 87ZM74 86H75V84H74ZM214 86H216V85H214ZM85 87L87 88L88 86H85ZM247 88H249V91L246 90ZM251 89H253V90H251ZM10 91H11L10 89H5V90L0 91V120L5 118V105H6V102L10 99ZM199 91H204V90H199ZM210 91H213V90H210ZM251 91H253L254 95L256 92L258 94V97H260V96L261 97L255 98L252 95L253 93L250 94ZM259 91H261V89H259ZM39 92H40V94H39ZM164 92H166V91H163L162 93H164ZM183 92H181V94H183ZM237 92H235V93L237 94ZM159 93L161 94V92H159ZM167 93H169V92L167 91L164 94H167ZM193 93H195V95H193ZM62 95H63V97H62ZM69 95L70 96L72 95V97H70ZM177 95L178 94H176L175 97L173 95L172 96L171 95L166 96L167 98L173 97L170 100L168 99V101L166 99H164L165 96H164V98L159 100L162 103V101L164 99V101H167L165 103L168 106H165L164 104L160 105L161 104L160 102H159L160 104H158L157 106H156V104L150 105V104H152L151 102L153 99H150L151 101H149L150 102L149 104L146 102L149 99L147 100L146 98H145L146 100L143 98H140V99H138L139 101L138 100L137 101L141 102L140 100H143V101L145 100L146 105L148 104L147 105L148 108H149V105L152 106V109L150 108V110H153V109L156 110L157 108L158 109H160V108L165 109L166 107L170 108L169 107V102H170L171 108L173 105L176 104V106H173V108L180 111V106H181V105L179 106L180 102L178 104H177V102H175L176 100H178L176 98ZM199 95H201L202 97ZM252 96H253V98H252ZM64 98H63V100H64ZM190 98H195V99H190ZM196 98L198 99V101L196 100ZM233 98H235V100H236V103H237L236 105H235V102H234V104L232 103V105L230 103V101L233 102ZM254 98H255V102H256V99L261 100V101L259 100L258 103H255L256 105L259 104L260 102H262V105L259 104L261 109H259V107L257 105V107H258L257 110H258L259 115H258L257 111L255 114V110H254V112L253 111L251 112V110H253L252 108L256 107V105L253 104ZM69 99H67V101ZM202 99L204 100V102ZM215 99H217V101ZM219 99L221 102L218 101ZM71 100H74V101L71 102ZM171 100H173V102ZM192 100H194V101H192ZM222 100H224V102H227V103H225V104H227V105H225L226 107L228 105L229 106L234 105L235 109H236V106L239 107V108L237 107L238 111L235 112L236 115L234 116L235 118H237L236 121L238 122V126H237V122L233 123V122H235V120L233 119L234 114L232 115V113H234V112L230 113V111H235L234 106L231 110L227 109L228 110L227 111L226 109H224L225 106H224V104H222L223 103ZM195 101H197L198 103H195ZM74 102H75V105H74ZM212 102H216V103L218 102V104L220 103L219 104L220 106L217 105L218 107L214 103V106H216V108H217V109L216 108L213 109L215 112L213 110L211 111V107L213 106ZM172 103H174V104H172ZM80 104H82V103H80ZM187 104L188 105L191 104L192 106L191 105L188 106ZM186 105H187V107H186ZM202 105L204 106V108L202 107ZM253 105H255V106L253 107ZM49 106H51L52 109ZM147 106L145 108H147ZM155 106H156V108H155ZM159 106H163L164 108L163 107L159 108ZM177 107H179V108H177ZM250 107H252V108H250ZM49 108H50V111H49ZM171 108H170V110H174ZM44 109L49 111V112L44 111ZM134 109H135V107H134ZM145 110H147V109H145ZM217 110H219L220 112L218 113ZM224 110H226V111H224ZM221 111L223 112V114ZM150 112H152V111H150ZM185 112H183V114ZM226 112H227V114H225ZM74 113H75V111H74ZM181 113H182V111H181ZM191 113L190 114L185 113V116H187V115L190 116ZM207 113H209V114H207ZM237 113H239L238 114L239 118L236 117V116H238ZM219 114H222V115H219ZM251 114L255 115V117L258 116L257 119L253 116L254 122H251L252 120L249 121V119H251V116H252ZM201 115H199V116H201ZM215 115L218 116V121H219V119H221L223 122L225 121L224 122L225 124L227 123V121H230V123H227L228 124L227 126L231 125L232 128L230 126L228 127V129L231 128L230 129L231 131L236 130L234 128L237 126L238 127L237 130L238 129L241 130L242 131V132L240 131L241 133L244 132V134H242V135H244V138H245V139H242L244 142L241 141V137H242L241 133L236 132L237 130L234 131V133H233V131L232 132L230 131V133L231 134L233 133V135H231V137L228 138V136H230V134L228 132L229 130H227L226 125L222 121H219V122L216 121L217 117ZM224 115H225V117H227V119L230 117L229 118L230 120L225 119ZM58 116H60V117H58ZM118 116H119V114H118ZM206 116H207V118H205ZM222 116H223V118H222ZM121 117L119 116V118H121ZM119 118L117 119V121L120 120ZM211 118L214 119V120L212 119V121H216V122L215 123L211 122L210 121ZM207 119H208V123H207ZM231 119H233L232 123H231ZM132 120H133V117H132ZM134 120H135V118H134ZM137 120H135L136 123H138ZM105 122H106V119H105ZM121 122H122V119L120 120V123ZM148 122L152 125L151 120ZM129 123H131V122H129ZM146 123L145 124L143 123V126H149V123H147V124ZM197 123H199V120H198V122L195 123V126L197 125ZM212 123L216 125L215 129H214V127H213L214 125ZM216 123H218L219 126H221L223 124L225 125V126L223 125V126L219 127L220 134H219L218 128H217L218 124H216ZM131 124H133V123H131ZM131 124H130V126H131ZM248 124H252V125H248ZM121 125H122V123H121ZM133 125L135 126L136 124L134 123ZM58 126H59V131H58V134H59L60 133V122H58ZM248 126H250V127H248ZM118 127H119V125H117V129H118ZM222 127H224L226 129L227 133L226 132L225 133L227 135L224 134L225 136L223 138H225L226 141L229 140L228 144H227V142H225V139H223L224 142H221L222 137L220 135H222L221 133H224L223 131L222 132L220 131L222 129ZM224 128L222 130H224ZM250 128L253 131L252 132L253 136L251 134ZM208 130L210 133L208 132ZM120 132H121V130H120ZM236 133L240 134V136L238 135V137H237ZM204 134H206V135H204ZM76 136H78V137H76ZM76 136H74L75 140L79 141V139H77V138H79L80 135H76ZM211 136L214 138L216 136L219 137L220 140L217 139V137L215 138L217 141L216 146H214V144L216 143L215 139L212 138ZM232 136H235V137L233 138ZM58 137L59 136L57 135L54 142L58 139ZM118 137L119 136H117L116 139H118ZM204 137H205V139H204ZM206 137L207 138L209 137V138L207 139ZM226 137L228 138V140ZM4 138L5 137H4L3 132L1 131V126H0V153H2V150L4 148ZM235 138H236V140L233 141L232 139H235ZM202 139H204L203 141L210 140L209 141L210 143L204 142L205 145H203L204 143L201 141ZM237 140L241 141V142L239 141L240 145H239V143L236 144ZM116 142H117V140H116ZM212 142H214V143L212 144ZM233 142H235L236 145H234ZM207 143L211 146H208ZM218 143H219V145H218ZM220 143H221V145H220ZM230 143H233V144L231 145ZM51 145L52 144H50L49 146H47L45 148H37V149L33 148L32 150H29V151L18 152V154H17V157L19 158L17 161L18 164L16 166L14 165V167L12 169H10V171H8L9 173H7V174H6V169H5V161H7L8 159H6L4 156H2L0 154V167L3 168L4 179L7 178V181H5V183L7 182L6 185H8L9 189H11L12 186L21 182V179H23V185H22L23 190H21L18 193L10 196L8 199L4 198L0 194V264H63L67 260V258H69L70 256H73V254L75 253V249H76V246L78 245V241L82 238H86L87 234L91 233L90 232L92 230L91 228H93V229L96 228L98 231L97 237H96L97 242H95V244L98 246L99 250H101V248L103 247V245H104L103 242H105V239H107L108 236L112 237V233L114 232V229L115 228L117 230L120 229V226H121L120 221L122 218V216H121L122 215V201H121V197H122L121 195L122 194L120 195L121 191L116 196V198L113 201H111V203L108 206L104 202V199H103V194L101 192V184L99 185L98 181H94V179L89 174L84 175L85 174L83 172L84 170H82L81 175H76V172H73V169L70 167V165H64L63 168H61V176H60V174H58V171H57V169L59 168L58 166H60V161H59L60 158L57 159L56 155L48 153V151L50 149L49 147ZM116 145H118V143H116ZM241 145H243V146H241ZM178 146H181V148ZM189 146H191V147H189ZM224 146H227V147H224ZM229 146H230V148H229ZM236 147L246 148V151H244L245 149L243 148V151L245 153L242 151L243 154L242 153L237 154V151L240 148L237 149ZM116 148L118 151V146H116ZM202 148H200V149H202ZM222 149H226V150H222ZM235 149H236V151H235ZM231 150H233V152ZM241 150H240V152H241ZM234 151L236 152V154H234L235 153ZM247 152H248V154H247ZM180 153L178 151L176 152V154H178V155ZM117 154H118V152H117ZM117 154L114 155L110 159V163H109V167L111 170V177H112V183H111L112 186L115 185L116 181L118 183H120V170H121V160L120 159H121V157L119 156V154L118 155ZM176 154L174 152L173 158H174V155L178 158L177 162L175 161L176 158H174V163H175L174 166L176 165V167H175L176 169L174 168V170L177 171V169L179 167L180 168L182 167L181 162L184 160V158L182 157L183 160H181V159H179V158H181V156L178 157ZM221 155H222V157H221ZM237 155L240 156V159H241V156L244 155V156H242L243 162H244V163L242 162L243 165L239 164V162H241L242 160L240 161L239 156L236 157ZM234 156L237 158V160H236V158H233ZM245 156H246V158H245ZM218 157H220V158H218ZM223 157H225V158H223ZM216 158H218V159H216ZM226 158H227V160H225ZM35 159H41L43 161V163H41L37 166H34L31 163ZM54 160H56V161H54ZM178 160H181L180 164H178V162H179ZM218 160L219 161L221 160L220 163ZM232 160H233V162H232ZM188 162H186L187 163L186 164L184 161V163L186 164V165L183 164L184 168L188 164H190ZM228 163L230 165H228ZM18 166L21 167L20 170H19V168H17ZM218 166L219 167L221 166V169ZM240 166H242L241 168H244V170H241ZM183 167L181 169L179 168V170L177 172L179 175L178 174L175 175V173L171 172L174 175V177H176L178 175L176 177L177 179L175 180L176 182L178 180H180V183H181V184L179 183L180 187H178L179 185L176 182H175V184H177V186L173 184L174 183L173 180L175 178L172 179V182H173L172 186H175L176 189H177V187L183 189L182 191H181V189L180 190L178 189V191L180 192L178 194L180 195L181 198L179 197L178 194H176V192H177L176 190L175 191L173 190V191L180 198V201H181L182 196H183L184 201H181V202H184L187 207L183 203V205L185 207L182 205V208L184 207V208L188 209V210L185 209L186 211L181 210L182 214L187 212V214H186L187 216H185L184 218H183V216L185 214L182 216L183 222L185 223V225L186 224L191 225V223H193V222L192 221L190 222V220L193 219L194 223L192 226H190L191 229L194 231V229L196 228L194 232L199 233V231H200V233H201V230L202 229L204 230V228L200 229V227H202V223H204L206 221V220H204V222H202V220H201L202 223L199 224L198 223V222H200L199 219H201L202 217L200 216V214L196 215L198 213H201V215H202V212L200 211L201 206H202V205L200 206V204H201L200 198H202L201 194H200L201 191H199L200 189L198 188V186H196L197 184L196 185L190 184L189 183L190 181L189 180L187 181L186 175L182 174ZM228 167L230 169H227ZM216 169H217V171L220 169L219 173L217 171H215ZM171 171H173V168L171 169ZM241 172H243V173L245 172V174H244L245 176L244 175L243 176H244V179H246V180L243 179V182L240 184V181H242V180L237 181V178H239L238 176L241 174ZM58 175L60 176L59 179H57ZM82 175H83V177H80ZM241 178H242V175L240 176V179ZM228 182H230V185L227 184ZM233 183H235V184L238 183V185H239V186L237 185L238 188L240 187L242 189H238L237 186L234 185ZM223 184H225L227 186L229 185V187L232 185V187L228 188L227 186H225L226 190H227V188L229 190H227V191L225 190L226 192H223L224 191ZM244 184L246 186H244ZM249 186H250V189L248 190ZM245 188H247L246 190L248 191L249 196H246L245 192L247 193V191L244 190ZM173 189H174V187H173ZM237 189H238V192L240 191L239 194H237L238 193ZM234 192H235L237 198H238V196H240L238 199H236L237 202L234 201L235 200L234 198H236ZM229 193H230V195H229ZM231 193L234 194V197H230V196H233ZM181 194H182V196H181ZM225 194H226V197L229 196V198H226ZM242 194L244 195V197ZM245 197H247V198H245ZM258 197H260V198H258ZM224 198H226V199H224ZM3 199H5V200H3ZM229 199H231V200H229ZM239 199H241L243 201L240 202ZM245 199H247V203L245 202ZM253 202H255V205L258 208H256L254 206ZM237 203L240 205H242L241 203H245L242 205V207H244V205H245V207L247 206L246 209L239 207V208H241L239 210V208H238L239 205L236 207ZM262 205H263V207H261ZM197 207L198 208L200 207L199 211H197L198 210ZM222 207H223V205H222ZM228 207H226V208H228ZM231 207H230V209H232ZM249 207H250V209H249ZM106 208H109L110 213H111V217L109 219V225L106 223L105 218H104V213H105ZM254 208H256L257 210ZM195 209H196V212H194V213H196V214L193 213V211H195ZM238 210H239V212H238ZM255 210L258 212V214ZM251 212H255L254 213L255 215L252 214ZM262 212H264V210ZM83 213H85V214H83ZM224 213H225V211H224ZM249 213L252 215V218L250 219L249 222H247L248 221L247 219L243 221L240 218V217H242L245 219L244 215L246 214V216H247V215H249ZM263 214L264 213H261V212L259 214V216L261 217V219L260 218L259 219L261 221L264 220L262 218V217H264ZM82 215H85L87 217V218L85 217L86 220L84 219L83 223L81 221ZM195 217L198 219H196ZM248 217L250 218L251 216H248ZM188 219H190V220L188 221ZM239 219H241V222L243 221V223H240L241 227H239L238 225L236 226V224L238 222H240ZM84 221H85V223H84ZM257 221H258V219H257ZM246 222H247V224H246ZM205 223L207 224L208 222H205ZM205 223L203 225H205V227H206ZM229 223H230V225H229ZM261 223H263V222H261ZM194 224H195V227H193ZM197 224L200 226H198ZM251 224H252V222L250 223V226H251ZM257 224H260V223L256 222V224H254L256 226L253 225L254 227H252V226L250 227L248 224L247 227L248 228L250 227L249 229L253 228L254 230H257V232H260L262 229H264V228L259 229V230L255 229L257 226H258L257 228L260 227ZM231 225H234V226H231ZM211 226L208 227L210 230H211V228L213 229V227H211ZM261 227H264V225L263 226L261 225ZM216 228H217V230H218V228L220 230L222 229V227L221 228L216 227ZM216 228L214 229V231H216ZM197 229H199V230H197ZM207 229L204 232L208 234V232L210 230L208 231ZM203 230H202V232H203ZM212 231L213 230H211V232ZM262 231L264 232V230H262ZM263 232H262V234L264 235ZM212 234H213V232H212ZM213 235H217V234H213ZM258 236H259V234H258ZM210 237H211V235H210ZM215 237L216 236H214V239H216ZM206 239L208 240V237H206ZM259 239H260V243L262 246L261 237L257 238L258 242H259ZM262 239L264 241V237H262ZM113 240L114 239L111 238V242H110L111 250L113 249V244H114ZM209 240H208V242H209ZM205 243H206V245L204 244V246L210 247L209 243H208L209 246H208L207 242H205ZM217 244L216 245L218 247H215L216 245L214 243L211 244V248H214V247L220 248V247L224 246L223 242L222 243L217 242ZM212 245H213V247H212ZM263 245H264V242H263ZM261 246L259 244V247H261ZM110 262H112V261L110 260Z\"/></svg>", "mask_w": 264, "mask_h": 264}, {"label": "crops", "instance_id": "3", "mask_svg": "<svg viewBox=\"0 0 264 264\" xmlns=\"http://www.w3.org/2000/svg\"><path fill=\"white\" fill-rule=\"evenodd\" d=\"M58 131L59 126L57 120L48 113H33L22 121L23 142L29 147V150L49 146L56 139ZM18 159L16 156L5 161L6 174L9 173L8 171L14 165L16 166L18 164ZM5 181H7V178H5Z\"/></svg>", "mask_w": 264, "mask_h": 264}, {"label": "built area", "instance_id": "4", "mask_svg": "<svg viewBox=\"0 0 264 264\" xmlns=\"http://www.w3.org/2000/svg\"><path fill=\"white\" fill-rule=\"evenodd\" d=\"M10 99L5 105V118L0 121L1 131L4 134V148L1 155L6 159H11L16 157L18 152L27 151L29 149L23 142V132H22V121L19 118L20 109L18 108V103L16 101V93L9 88Z\"/></svg>", "mask_w": 264, "mask_h": 264}]
</instances>
